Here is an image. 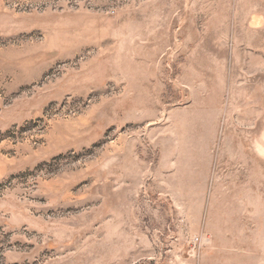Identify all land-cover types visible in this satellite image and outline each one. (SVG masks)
<instances>
[{
    "label": "rangeland",
    "instance_id": "obj_1",
    "mask_svg": "<svg viewBox=\"0 0 264 264\" xmlns=\"http://www.w3.org/2000/svg\"><path fill=\"white\" fill-rule=\"evenodd\" d=\"M0 264H264V0H0Z\"/></svg>",
    "mask_w": 264,
    "mask_h": 264
}]
</instances>
